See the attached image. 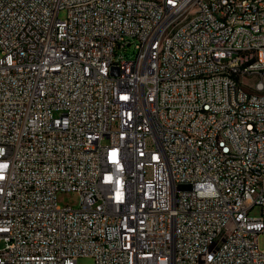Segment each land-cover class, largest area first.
I'll return each mask as SVG.
<instances>
[{"label":"built area","instance_id":"obj_1","mask_svg":"<svg viewBox=\"0 0 264 264\" xmlns=\"http://www.w3.org/2000/svg\"><path fill=\"white\" fill-rule=\"evenodd\" d=\"M259 87L264 0H0V264H264Z\"/></svg>","mask_w":264,"mask_h":264},{"label":"bare ground","instance_id":"obj_2","mask_svg":"<svg viewBox=\"0 0 264 264\" xmlns=\"http://www.w3.org/2000/svg\"><path fill=\"white\" fill-rule=\"evenodd\" d=\"M142 2H162V0H142ZM84 7V0H75V8ZM182 25V18H174L170 22V29H178ZM167 33L165 31L157 32V44H166ZM260 61V50L250 49V56L242 58V66H250ZM242 82H234L230 89V100L232 105L241 104ZM264 87L254 88V96H263ZM242 118V108L233 107L231 115V125L239 126V120ZM261 174L264 175V166H261Z\"/></svg>","mask_w":264,"mask_h":264},{"label":"rangeland","instance_id":"obj_3","mask_svg":"<svg viewBox=\"0 0 264 264\" xmlns=\"http://www.w3.org/2000/svg\"><path fill=\"white\" fill-rule=\"evenodd\" d=\"M67 16V11L63 10L60 12V18L65 19ZM136 54L135 50V44L133 43L131 46L128 47L127 51L125 52V55L127 58L134 59ZM59 202L62 205H72L74 207H79L81 203L80 195L77 193H60L59 194ZM261 214L260 207L258 205H255L251 212V217H259ZM260 248L264 249V235H261L259 239ZM3 244L0 245V249L3 248ZM77 264H95V260L91 257H81L78 259Z\"/></svg>","mask_w":264,"mask_h":264}]
</instances>
